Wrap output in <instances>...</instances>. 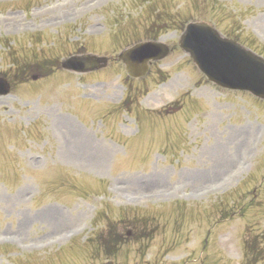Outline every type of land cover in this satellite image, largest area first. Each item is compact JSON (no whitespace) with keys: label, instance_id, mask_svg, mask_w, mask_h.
I'll use <instances>...</instances> for the list:
<instances>
[{"label":"rangeland","instance_id":"rangeland-1","mask_svg":"<svg viewBox=\"0 0 264 264\" xmlns=\"http://www.w3.org/2000/svg\"><path fill=\"white\" fill-rule=\"evenodd\" d=\"M215 1L223 6L214 10L209 0L2 6L0 72L12 79L16 70L26 79L0 98V264H264L263 243L254 261L244 244L264 238V101L220 91L177 46L181 23L208 14L219 30L236 29L258 50L264 0ZM148 34L173 50L140 80L126 82L117 59L99 73L58 67L82 47L118 53ZM32 61L58 64V71L33 82ZM126 95L131 102L120 107ZM71 110L77 113L64 114ZM79 114L95 119L85 128ZM83 138L97 154L89 162L91 155L78 149L86 146ZM76 187L86 194L71 193Z\"/></svg>","mask_w":264,"mask_h":264},{"label":"water","instance_id":"water-1","mask_svg":"<svg viewBox=\"0 0 264 264\" xmlns=\"http://www.w3.org/2000/svg\"><path fill=\"white\" fill-rule=\"evenodd\" d=\"M227 42L236 49L243 50L234 43L220 38L207 24L190 23L181 36L179 44L210 78L212 74L222 78L228 77L227 72H229L238 82V85L231 86L249 89L255 95L264 98V60L245 50L242 52L251 62L243 60L240 57L242 53L239 54L240 52L238 53L236 49L237 52L225 51ZM167 53V46L161 43L145 42L124 50L119 58L125 63L129 75L139 77L147 71L149 60L161 58ZM105 64L106 58L104 57L88 56L80 59L69 58L63 62V66L71 69L79 68L78 70L98 68ZM219 64L223 69L219 68ZM8 88L5 79L0 78V94L7 93Z\"/></svg>","mask_w":264,"mask_h":264}]
</instances>
